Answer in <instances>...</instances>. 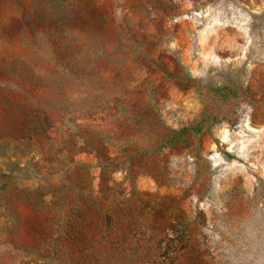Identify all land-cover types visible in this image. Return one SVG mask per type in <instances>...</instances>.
<instances>
[{"label":"rangeland","instance_id":"obj_1","mask_svg":"<svg viewBox=\"0 0 264 264\" xmlns=\"http://www.w3.org/2000/svg\"><path fill=\"white\" fill-rule=\"evenodd\" d=\"M0 264H264V0H0Z\"/></svg>","mask_w":264,"mask_h":264}]
</instances>
